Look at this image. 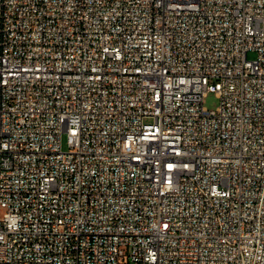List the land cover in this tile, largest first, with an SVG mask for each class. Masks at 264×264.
<instances>
[{
    "label": "built area",
    "instance_id": "2783aa9c",
    "mask_svg": "<svg viewBox=\"0 0 264 264\" xmlns=\"http://www.w3.org/2000/svg\"><path fill=\"white\" fill-rule=\"evenodd\" d=\"M0 264H264V0H0Z\"/></svg>",
    "mask_w": 264,
    "mask_h": 264
},
{
    "label": "rangeland",
    "instance_id": "374dc122",
    "mask_svg": "<svg viewBox=\"0 0 264 264\" xmlns=\"http://www.w3.org/2000/svg\"><path fill=\"white\" fill-rule=\"evenodd\" d=\"M249 58L250 59L256 58V53L255 52H250L249 53ZM219 103H220V100H219V97L217 96L216 93H209L205 97V100H204L205 107H207L208 109H211V110L217 109L219 107ZM63 149L65 151L68 150V145L66 143V137L65 136L63 138Z\"/></svg>",
    "mask_w": 264,
    "mask_h": 264
}]
</instances>
